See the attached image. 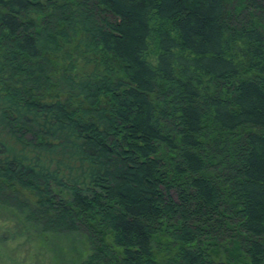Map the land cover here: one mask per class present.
<instances>
[{
  "label": "trees",
  "instance_id": "1",
  "mask_svg": "<svg viewBox=\"0 0 264 264\" xmlns=\"http://www.w3.org/2000/svg\"><path fill=\"white\" fill-rule=\"evenodd\" d=\"M77 236L264 264V0H0V247Z\"/></svg>",
  "mask_w": 264,
  "mask_h": 264
},
{
  "label": "rangeland",
  "instance_id": "2",
  "mask_svg": "<svg viewBox=\"0 0 264 264\" xmlns=\"http://www.w3.org/2000/svg\"><path fill=\"white\" fill-rule=\"evenodd\" d=\"M68 240V241H67ZM13 242H9L6 247L1 248L0 247V264H74V256L75 253L73 250L80 251L82 250V245L85 243L83 242L82 237H67L62 238L60 241L56 239L55 242H51L49 244V249L42 248V252L38 255L37 258L33 259L27 254L29 250V244L25 242L24 240H11ZM86 246V245H85ZM60 248H62V251H66L67 248L68 252L71 253L69 256L66 255V253H62ZM57 251L58 254H61L63 256H57L55 252ZM86 253V251H84ZM80 262V260H79Z\"/></svg>",
  "mask_w": 264,
  "mask_h": 264
}]
</instances>
